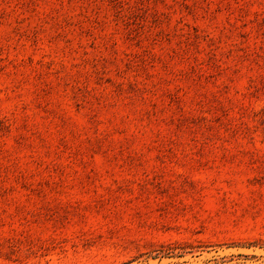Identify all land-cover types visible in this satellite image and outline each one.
I'll use <instances>...</instances> for the list:
<instances>
[{"label":"rangeland","instance_id":"obj_1","mask_svg":"<svg viewBox=\"0 0 264 264\" xmlns=\"http://www.w3.org/2000/svg\"><path fill=\"white\" fill-rule=\"evenodd\" d=\"M0 264H264V0H0Z\"/></svg>","mask_w":264,"mask_h":264}]
</instances>
